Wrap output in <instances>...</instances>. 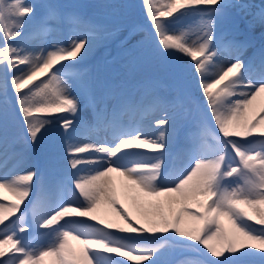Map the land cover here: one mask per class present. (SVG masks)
<instances>
[{
    "label": "snow or ice",
    "instance_id": "obj_1",
    "mask_svg": "<svg viewBox=\"0 0 264 264\" xmlns=\"http://www.w3.org/2000/svg\"><path fill=\"white\" fill-rule=\"evenodd\" d=\"M144 4L159 56L189 58L206 106L180 168L168 162L173 121L156 120L161 130L155 134L144 130L143 121L157 108L182 107L185 95L171 101L153 96L146 105L118 93L109 105L82 67L98 25L55 3L44 5L37 21L36 5L28 0H0V125L6 126L10 110L18 111L31 145L58 126L69 165L54 187L36 171L0 177V264H170L166 249L174 247L200 257L184 264H264V43L245 62L239 57L255 47L253 41L216 36L217 19L231 8L244 10L249 26L259 25L264 36V0ZM193 14L199 17L196 41L179 27ZM65 30L66 44L27 46ZM232 51L236 58L228 59ZM185 71L171 69L178 89ZM80 97L92 110L90 125L80 115ZM85 127L112 142H77L75 134ZM0 147L5 164L9 158L28 163L10 156L6 136ZM29 229L35 238L50 239L33 247L19 235Z\"/></svg>",
    "mask_w": 264,
    "mask_h": 264
},
{
    "label": "rangeland",
    "instance_id": "obj_2",
    "mask_svg": "<svg viewBox=\"0 0 264 264\" xmlns=\"http://www.w3.org/2000/svg\"><path fill=\"white\" fill-rule=\"evenodd\" d=\"M28 2L36 5L37 11L35 19L37 21L44 14V5L55 3L59 5L63 11L79 12L86 19L91 20L99 26L100 31L97 42L82 66L90 75L92 68L94 69L96 74L94 77L96 92L101 96L106 93L104 96L108 100L109 105L112 102V96L118 93H124L142 99L146 105L151 102L153 96L171 101L174 100L178 94H183L187 97L184 103L188 102L191 106L195 105L196 109L193 110L188 119L187 117L185 118L188 121L183 125L180 133L182 132L183 136H190L191 133H194L196 123L202 119L206 107L202 108V105H204V98H202L203 96L196 79L193 64L188 57L179 53L167 58H161L159 56L157 37L154 33H152L150 37L148 36L152 26L146 15L144 0H28ZM230 2L235 4H259L260 0H230ZM198 20L199 18L194 20L187 16L179 25L180 28L187 30V36L190 41L197 40L198 33L196 31V26ZM225 21L230 25L229 28L224 25L227 24L224 23ZM249 21L250 17L244 10L240 8H231L225 16L217 19L216 36L220 37L223 35L226 42L233 36L239 37V39L247 38L254 42L255 38L259 37L261 34V27L259 25L250 27ZM129 27H132L135 31L127 33ZM246 31L247 34L250 35L249 37L243 34V32ZM68 39L69 34L67 30H65L57 36L49 37L45 42L31 41L27 46L33 49L41 47L46 48L53 41L66 44ZM12 43H18V41H13ZM250 49L246 50L241 55L244 57L247 55L249 56ZM112 54L115 58H113L112 63L108 62L109 64L106 66L105 70L106 75L103 76L100 72V66L102 65L101 60ZM177 66L186 69L182 75L184 83L183 89H178L175 77L171 72V69ZM73 94L78 93L74 91ZM80 103V115H82L81 117L87 122L90 120L89 118L92 117V110L84 106L85 101L83 97H80ZM167 110L172 111L174 108L169 107ZM12 125L13 128L18 131V136L14 138H11V134L14 132L13 129L10 130V126ZM56 129L58 128L54 125L53 130ZM53 130L40 142V144L31 145L27 143V134L23 128L22 120L19 117L18 111L13 109L10 110L6 126L0 125V138L4 136L7 137L8 150H12L13 148L19 149L23 144L24 146L19 152V156H23L28 160L26 165L35 167L38 161H40V164L45 161V159H41L40 157V150L48 151L50 146H56L59 143V138L55 140L56 137L54 136ZM182 144V146L185 147L188 142L183 140ZM0 152V155H2V147H0ZM8 163H10V161H7L6 164L4 163V166H7ZM52 168L57 169V171L61 173L68 171L67 169L61 170V166L56 163H53ZM1 170L2 169H0V171ZM121 202L133 212V218H136L138 213L134 209L132 202L125 198H123ZM13 219H15V217ZM29 231L26 233H30ZM48 239H50V237ZM48 239L35 241L31 245L38 248L46 244ZM166 251L168 252L166 259L176 256V254H190L175 247L166 249ZM204 251L206 252V250ZM185 257L186 256H184V258ZM126 264H131V262L126 261ZM176 264L180 263L176 262Z\"/></svg>",
    "mask_w": 264,
    "mask_h": 264
},
{
    "label": "bare ground",
    "instance_id": "obj_3",
    "mask_svg": "<svg viewBox=\"0 0 264 264\" xmlns=\"http://www.w3.org/2000/svg\"><path fill=\"white\" fill-rule=\"evenodd\" d=\"M260 33H262L261 29H260ZM253 43H254L255 47L252 48V51L250 53L251 55L249 57H247L248 55L246 57L240 55V57H239L240 59L247 62L249 60V58L253 56L254 52H256V50L261 46V44L264 43V36H262V34H260L259 37L255 38ZM235 58H236V53H235V51H232L229 54L228 59H235ZM255 75L259 76L258 70L255 73ZM202 98H204V97H202ZM205 107H206L205 104L202 105V108H205ZM194 109H196V106L195 105L191 106L190 104H188V102L183 103L182 107L174 108V110H172V111L171 110L165 111L163 108H157L143 121L144 130L148 133H151V134H155L159 130H161V128L159 126H156L154 124V122L156 120H159L162 118H169L173 121L174 131L171 133V138L169 140V148H168V162H169L170 166H172V167H176V168L183 167L185 162H186V152L190 146V138L183 136V133L182 132L180 133V131H181V128L183 127V125H185V123H187V121H188L185 118L187 117V119H188L189 115L192 114ZM89 119L90 120H88L87 123L90 125L93 122V117H91ZM127 119H128V117L124 118L125 122H127ZM57 128L58 129L53 130V132L55 133V136L59 138L58 145L50 146V148H48V151L40 150V157H41V159H45L44 162H42L40 164L39 163L40 161H38L37 165L35 166L36 168H35L31 165L18 164L17 160L15 158H9L7 161H10V163H8L7 166L5 165L6 166V168H5L4 157L1 156L0 157V169H2V170L0 171V177L4 176L6 173H8V174H16V173L22 174V173H25L28 171H36L37 176L39 177V175H40V177L43 178L45 185H47L49 187H54L55 182L51 183L49 181L48 177H46V175H45V172H46L45 170L46 169L47 170H51V169L55 170L52 168L53 163L60 165L61 170H66V169L69 170L67 158L64 156L63 132L58 126H57ZM74 138L79 143H85L88 139H94L98 143H103V142L111 143L112 142L108 138V136L105 132H103V131L91 132L90 129L87 127L79 128L77 133L75 134ZM184 139H186L189 142L187 144L188 147L182 146ZM19 149L13 148L12 150H9L10 156L12 153L17 154V156H18ZM141 151H147V150H141ZM38 152H39V150H38ZM148 155L149 156L153 155V153L148 152ZM44 163L49 167H47ZM118 184H119V181H118ZM33 185H34L33 186V193H35V191H36V181L35 180L33 182ZM123 198L124 197L122 196L121 200ZM69 202H77V201H73L71 199V197H69ZM25 204H27V201H25ZM23 207L24 206L22 205V208Z\"/></svg>",
    "mask_w": 264,
    "mask_h": 264
},
{
    "label": "trees",
    "instance_id": "obj_4",
    "mask_svg": "<svg viewBox=\"0 0 264 264\" xmlns=\"http://www.w3.org/2000/svg\"><path fill=\"white\" fill-rule=\"evenodd\" d=\"M224 25H226V27H228L227 24H224ZM129 75H130V74H129ZM12 128H13V127H12ZM13 130H14V132H18L15 128H13ZM208 255H209V257H210V254H208ZM226 255H227V254H226ZM184 256H186V257L184 258ZM210 258L213 259V260L217 259V258H215V257H210ZM196 259H200V257L195 256V255H193V254L184 255V253H183V254H179V255L176 254V256L170 257L168 260L170 261V264H176V262H178V263H180V264H184V262H186V261H189V260H196ZM219 259H223V257H221V258H219Z\"/></svg>",
    "mask_w": 264,
    "mask_h": 264
}]
</instances>
